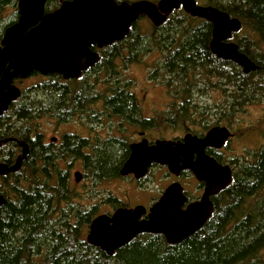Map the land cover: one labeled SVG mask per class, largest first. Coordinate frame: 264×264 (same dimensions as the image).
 <instances>
[{"label": "trees", "instance_id": "16d2710c", "mask_svg": "<svg viewBox=\"0 0 264 264\" xmlns=\"http://www.w3.org/2000/svg\"><path fill=\"white\" fill-rule=\"evenodd\" d=\"M18 1L0 0V43L4 30L18 19ZM219 1V9L241 21L242 35L238 32L233 38L240 51L258 65L257 71L245 74L237 64L213 56L209 48L211 24L185 12L170 16L161 28L150 24L154 30L149 35L148 30L138 31L135 24L126 37L148 41L156 33L155 41L141 44L140 50L141 54L156 51L162 55V65L150 73V80L162 77L161 83L176 91L179 98L172 110L175 126L193 122V92L208 89L214 82L212 77L223 88H235L236 102L230 103L227 96L229 103L223 108V117L239 116L250 103L260 104L264 98V0ZM8 9L12 13L6 22ZM138 48L134 44H113L101 50L99 63L79 79L49 75L24 88L8 113L0 117L1 135H12L28 142L31 148L28 167L21 172L26 178L23 183L14 181L12 198L6 197L5 205L0 206V264H264V147L251 160L232 161L233 181L218 194L212 216L182 243L170 246L164 238L138 236L108 257L83 239L95 207L89 211L80 206L78 192L69 186L66 172L59 169V162L67 160L44 157L40 135L34 138L27 131L32 134L37 130L36 119L47 111L63 120L72 113L87 112V104L102 99L100 88L106 83L113 93L105 101L109 110L135 118L133 98L122 89L129 84H121V79H112L111 75L119 77L115 59L125 53L134 58ZM119 149L124 150L117 143L107 145L88 160L95 182L114 176L118 163L115 150Z\"/></svg>", "mask_w": 264, "mask_h": 264}, {"label": "water", "instance_id": "95a60500", "mask_svg": "<svg viewBox=\"0 0 264 264\" xmlns=\"http://www.w3.org/2000/svg\"><path fill=\"white\" fill-rule=\"evenodd\" d=\"M46 0H19L18 19L8 26L0 43V117L21 96L14 84L33 74H57L64 80L79 79L83 72L99 61L91 50L126 38L132 25L146 16L155 27L163 25L167 16L183 5L185 12L194 18L213 25L211 52L219 59L233 61L245 74L259 69L235 43H225L242 28L239 19L215 7H201L194 0H161L158 5L149 1L117 4L114 0H74L64 2L57 10L45 14ZM232 136L226 127H214L198 138L187 134L182 141L157 140L149 145L147 140L131 146V155L120 174L146 176L153 164L166 166L170 173L179 176L190 171L197 181L205 183L199 201L186 209L187 197L179 183L170 185L158 203L151 209L148 220L143 206L118 209L112 216L99 215L91 222L87 234L89 245L108 257L143 234H161L167 244L178 245L197 233L213 214L211 197L227 189L232 183L229 165L218 163L206 154V149H221ZM21 156L12 167L0 164V174L20 170L29 154L25 142ZM80 182L82 174L75 173Z\"/></svg>", "mask_w": 264, "mask_h": 264}, {"label": "flooded vegetation", "instance_id": "af4514ba", "mask_svg": "<svg viewBox=\"0 0 264 264\" xmlns=\"http://www.w3.org/2000/svg\"><path fill=\"white\" fill-rule=\"evenodd\" d=\"M72 1H74V0H46V2H45V14L54 12L64 2H72ZM114 1L117 4H121L124 2L132 4V3L137 2V1H149V2L154 3L155 5H158L161 0H114ZM194 1L196 2V4L198 6H201V7H215V8L219 9V5H218L219 0L218 1L208 0L205 2H199L198 0H194ZM183 12H185L184 7L182 4H180L177 9H174L167 16V19L170 16L175 15L176 13L181 14ZM147 21L149 22V24H152L151 21L148 20V18H147ZM205 22H207V21H205ZM135 24H136V22L132 25L130 33L128 36H130V34L132 33L133 27ZM209 24H211V23H209ZM161 26L156 27V28H161ZM212 27H213V25L211 24V38L209 41V48H210V43L212 40ZM154 41L155 40L143 41L141 39L124 38L118 42L104 46L103 48H98L97 46H94L91 48V50L98 54L99 60H100L101 50H105V48H109L113 44H120L124 47L131 45V44L138 46L139 48L136 51L137 54L134 55V58H132L129 54L127 55V53H125V55H122V56L115 59L117 65H119V68H116L117 69L116 75H119V77H115L113 74L111 75V77H112V79H116V78L121 79L120 77L124 76L123 74H125V72H126L125 70H121L122 68L125 69L128 65L140 63L139 56L141 54V50H140L141 44H150V43H153ZM225 43L237 44L235 41H233V37L231 39L225 41ZM123 52H130V51L123 49ZM212 55L215 56L217 59H219L213 53H212ZM133 59H134V61H132ZM219 60H221V59H219ZM128 61H132V62L123 64L124 62H128ZM223 61L225 63H227V62L234 63L233 61H225V60H223ZM98 63H99V61L96 64H98ZM94 66H92V67H94ZM92 67H90V68H92ZM89 69H87V71ZM41 76L47 77V76H43V75H41ZM119 79H117V80H119ZM214 79L215 80H214L213 84L217 83V85L214 88H212L210 90V92L214 93L216 95L218 92L217 86L221 87V83H220V81L219 82L216 81V79H217L216 77H214ZM27 80L28 79H26L24 81L17 79L14 81V84L17 86V84H23ZM119 88H121V87H119ZM122 89L124 91H127L128 94L130 96H132V98H133V106L135 108V115H137L135 118H127L123 114H116L112 110H109L110 105L107 104L105 101H106V98H110L113 95V93L110 91V86H107L105 88H100V91L102 92V96H103L102 99L99 100L97 103L87 104L86 107L88 108V110L85 113H80V112L72 113L68 117V119L65 118V120H63L61 118V116H59L58 114H51V113H49V111H47V112H44V114L42 116H40L36 119V124H37V122H39L41 120V122H45L49 125H53L51 131H54V135L52 134L53 132L49 135L48 133L42 131V128H41V131L38 128L32 134L30 132H28L27 130H25V131H27L28 135H30L34 138H35L36 134L40 135V137L38 139H40V141H41V151L44 152V157L46 156V157H54V158H64L66 160H71L70 162H67V161L59 162V167H62L59 169L66 171L68 183L70 182V180H69L70 169L72 167L76 166V162H78V164H80L79 167L81 168V171H75L74 172V175H73L74 176V182L79 186L80 185L86 186L87 193L82 194V193L78 192L75 188L71 187V188L75 189V191L78 192V194L80 196V198L77 199V202L80 204V206L82 205L81 203L83 202L84 205H82V206L86 207L89 211L94 210L95 205L93 206V209H91L89 207L90 201L93 198L92 190H93L94 186L91 185L89 187L88 184L85 183L86 180L88 181V180L93 179L92 174H91L92 173L91 169L89 168L90 167L89 162L92 159V157L95 156V151L101 150V149L105 148V146L111 145L114 143H117L118 146L120 144L122 146V148H124V150H120V149L115 150L116 157H118L117 158L118 163H117L115 170L113 172L114 176L110 177V178H105V179H103V181H106V180L109 181L111 179L112 180H121V181L127 180L131 185L136 187V189H137L136 194H138L139 196H142V197L146 196V199H145L146 203H138V204L129 206L128 204L123 203L122 199L115 198L114 196H110L107 199V201L109 202V210L105 211L103 213H100L99 215L112 216L115 213V211L118 209H122V208L123 209H133L137 206H143L146 209V214L141 219L142 220H148L150 209L156 203L159 202V200L161 199V197L165 193L166 189L170 185H172L173 183H179L182 186L183 193L188 199L186 205L183 207L184 209H186L187 206L190 205L191 203L199 201L200 198L202 197V195L204 193V189H205V183L197 181L195 176L188 170L182 171L179 176H175L169 172V170L166 166L153 164V165H151V167H149L146 176L143 178L137 179L134 175H129L127 177L122 176L120 174V171H121L124 163L127 161V159L131 155V146L133 144L139 143L143 140H147L149 145H154L157 140L182 141L184 136L187 134L197 136L198 138H202L207 134V132L210 129H212L214 127H226L229 129L232 136L228 139V141L225 143L223 148H221V149L208 148V149H206V154L209 155L210 157H213L218 163H220L222 165H229L231 170H232V176H233L234 164L232 163V160H228L229 158L225 159L224 155H226L225 152H226L230 142L233 141L235 139V137L237 136L236 133L232 131L234 116H230L228 118L222 116L223 119L221 117L218 120L211 121V118L207 117L205 115L206 111H204V110H207L208 107L204 108L203 106H201V110H200L201 121H200V119L198 120V123H200L201 132L195 133L192 130L189 131V127L187 126V123H185L184 126L183 125H177V127L186 129L183 136L171 137V138H167V139H154V138H152L151 133L155 129H158V127H157L158 124L155 122L156 119L155 118L146 119L142 115V107H141L142 103H141V100L137 97V93L135 92L136 93L135 94L133 92L134 87L132 88L129 85L128 87L123 86ZM23 90L24 89H20L21 95H22ZM204 90L205 91L209 90V86H208V89L204 88ZM235 96H236L235 92H233L230 95V103L232 101L236 102V100L234 98ZM174 98L176 100H178L179 97L177 95H173L172 100L170 102H172L174 100ZM175 103H176V101L173 102L171 105H169L170 104L169 103L168 104L169 106L163 112L166 114L164 116H162V120L169 127L170 126L175 127V124H174L173 118H172V110L175 106ZM191 107L193 108V104ZM8 110L4 114L8 113ZM201 111H204V112H201ZM194 124L195 123H193V122L191 123V125H194ZM72 127L74 129H72ZM131 139H133V142ZM21 142H25V141L15 139L12 135L3 136L0 133V164L7 165L9 168L15 165L17 158L19 156H21L22 151H23V148L19 145V143H21ZM26 144L29 147V154H28L27 158L23 161L20 170L18 172L8 173L7 175H1L0 174V206L5 205L6 197H9L10 199L12 198L13 189H14V186H13L14 181L17 179L20 183H23V179L26 178V175L22 177V174H21V172L28 167L29 163H27V160H28L29 155L31 154L30 144L28 142ZM47 150H48V152L45 153ZM88 160H89V162H88ZM41 168H42V165H41ZM157 170H160L163 172L162 175H164V177L168 180V182L165 183L159 190H157V189L152 190V189H150L148 183L154 182V180L156 178V171ZM77 172H80L82 174V180L80 182H77L75 180V173H77ZM191 176L197 181V184L194 187V189L196 190L195 193L197 194L196 196H190L189 191L185 187L186 185L182 182L183 177H191ZM232 181H233V179H232ZM217 196L218 195L211 197V201L213 203V212L215 211V205L217 203V201L215 199L217 198ZM99 215L93 216L91 222L93 221V219H95ZM91 222H90V224H91ZM90 224H89V226H90ZM88 232H89V227L87 228V230L85 232V236H84L85 238H83V239H86ZM140 236H147V237L151 236L153 238H164L165 239V237L161 234H143ZM86 242H87V239H86ZM170 246H172V245H170ZM125 247H123V248H125ZM122 249H120V250H122ZM120 250H118V251H120ZM118 251H116V252H118Z\"/></svg>", "mask_w": 264, "mask_h": 264}, {"label": "rangeland", "instance_id": "374dc122", "mask_svg": "<svg viewBox=\"0 0 264 264\" xmlns=\"http://www.w3.org/2000/svg\"><path fill=\"white\" fill-rule=\"evenodd\" d=\"M199 2H205L208 0H198ZM12 10L8 9L5 12L4 19L7 22L11 17ZM137 30L147 31V35L150 34V31L154 30V27L150 28V24L147 21V17H141L137 22ZM2 25H0L1 28ZM141 31V32H142ZM145 33V32H144ZM153 37L148 40H154L156 33L152 34ZM238 35H242V32H239ZM3 37V34H2ZM234 37V36H233ZM233 41L235 39L233 38ZM140 63H135L133 65H128L125 69L124 76H121L122 84L128 83L132 88L134 87V93H137V97L141 100L142 107V115L146 119L155 118V122L158 124V129H155L151 136L154 139H167L171 137L183 136L186 129L173 126H167L162 120V116L166 113H163L169 105L173 102L177 101L175 98L172 102L173 95H175L176 91L166 86V84L161 83L162 77L157 76L156 80H150V73L155 72L154 69L162 65V55L159 53L151 52L149 54L143 53L139 56ZM203 72V71H202ZM204 73V72H203ZM40 75V74H39ZM41 76V75H40ZM30 77L23 84H17L20 89H24L29 86H33L42 79H46L45 77ZM162 76V75H161ZM210 80H215L213 77ZM208 81V78H207ZM217 81V79H216ZM108 84L104 85L103 88L107 87ZM213 87V83H210L209 90H195L193 93L192 101L193 108L191 111L190 117L192 118L194 125H191L192 122H187V126L189 127V131L192 130L195 133L201 132L200 123L198 120L200 118L201 106L204 108L208 107L206 111V116L211 118V121L218 120L224 115L226 112H223V108L227 107L229 100L227 96L231 95L234 92V89L228 85L217 86V94L211 93L210 90ZM198 92V94L196 93ZM205 92V93H204ZM135 93V94H136ZM264 98L261 99L260 104L250 103L246 108V111L243 114H239L237 116L234 115L233 127L232 131L236 133V137L233 141L230 142L225 154L224 158H229L228 160H240L246 161L251 160L253 155L260 151L264 147ZM170 103V104H169ZM169 104V105H168ZM220 106H219V105ZM201 111V112H204ZM234 111H232L233 113ZM203 114V113H202ZM227 118V117H226ZM36 124V121H35ZM39 129L48 133L49 135L52 133L54 135V131H51L53 125H49L45 122H37ZM184 126V125H183ZM186 127V126H185ZM72 129H74L72 127ZM244 135V136H243ZM243 136V137H242ZM133 142V139H131ZM130 140V141H131ZM71 160H67L70 162ZM80 164L76 162V166L70 169L69 176V186L75 188L78 192L82 194H86V186L77 185L74 182V172L81 171L79 167ZM62 168V167H60ZM66 172V171H64ZM162 171H156V178L153 183H148L150 189L159 190L168 180L162 175ZM182 182L186 185L185 187L190 193V196H196L194 187L197 184V181L191 177H183ZM90 187L94 186L92 190L93 198L90 201L89 207L93 209L95 205V215H99L105 211L109 210V202L107 199L110 196H114L115 198L122 199L123 203L128 204L129 206L138 204V203H146V196L142 197L136 194L137 189L135 186L131 185L127 180H109L103 181L100 180L95 182L94 179L86 180L85 182ZM107 201V202H106ZM84 205V203H81Z\"/></svg>", "mask_w": 264, "mask_h": 264}, {"label": "bare ground", "instance_id": "6f19581e", "mask_svg": "<svg viewBox=\"0 0 264 264\" xmlns=\"http://www.w3.org/2000/svg\"><path fill=\"white\" fill-rule=\"evenodd\" d=\"M18 172V171H17Z\"/></svg>", "mask_w": 264, "mask_h": 264}]
</instances>
